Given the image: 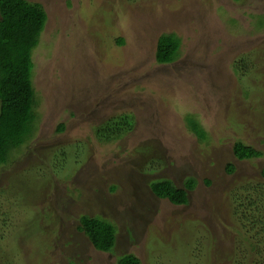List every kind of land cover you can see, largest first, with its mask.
I'll list each match as a JSON object with an SVG mask.
<instances>
[{
  "label": "rangeland",
  "instance_id": "1",
  "mask_svg": "<svg viewBox=\"0 0 264 264\" xmlns=\"http://www.w3.org/2000/svg\"><path fill=\"white\" fill-rule=\"evenodd\" d=\"M28 1L48 15L34 52L38 120L0 172V214L12 217L0 264H117L125 255L142 264H228L221 258L230 254L264 264L247 215L258 217L247 204L264 198L256 190L264 185V0ZM163 34L181 38L172 64L156 61ZM123 113L133 114L134 129L100 142L97 129ZM192 115L206 140L187 123ZM237 141L262 156L238 160ZM189 178L197 186L185 206L150 186L169 179L183 188ZM83 215L115 224L112 252L79 230Z\"/></svg>",
  "mask_w": 264,
  "mask_h": 264
},
{
  "label": "trees",
  "instance_id": "2",
  "mask_svg": "<svg viewBox=\"0 0 264 264\" xmlns=\"http://www.w3.org/2000/svg\"><path fill=\"white\" fill-rule=\"evenodd\" d=\"M233 1L240 2L242 0ZM47 22V12L40 3L28 0H0V172H4L11 167L15 158L22 153L26 144L33 138L37 129L38 115L36 108L38 104L33 82L34 52L40 45ZM117 43L123 46L126 41L123 37H120ZM181 43V38L178 35L163 34L157 41V63L159 65L174 63L180 56ZM250 61H252L250 56L242 61V64L246 63L247 65L245 72H242V77L248 76ZM234 71L239 72L237 66ZM192 117L193 115L186 118L191 130L200 140H206L207 132L204 127L199 120L196 121ZM134 121L133 114H119L97 129V137L102 143L118 141L134 129ZM58 131L63 132L64 125H61ZM233 151L235 157L241 161L262 156L258 149L242 141H237L234 144ZM234 171L235 167L229 164L228 172L234 173ZM261 176L264 180V168ZM150 186L157 198L168 200L175 206H185L189 203V194L195 190L197 181L195 178H189L183 188L176 186L169 179L154 181ZM256 187V190L264 194L263 184L256 183ZM263 194L262 197H264ZM260 195L257 194L258 197ZM228 196L234 203L239 205L240 199L237 194L230 193ZM262 200L260 204L254 200L249 201L247 204L248 209L256 207L259 212L258 217L252 212H247L253 226L248 236L251 244L254 240L256 241L255 245H252L254 246L253 251H256L257 254L259 251L255 249L264 246V198ZM243 207L245 208V205ZM244 210L239 208L237 210L239 212L236 213L246 214ZM11 220V216L3 214V211L1 212L0 242L4 238L2 229L6 227L4 229L6 231ZM79 222V230L84 232L96 250L103 253H110L114 250L117 242V228L114 223L100 217H90L88 215H83ZM257 229L258 232L255 233ZM252 234H254V237ZM222 259H225L228 264H239L237 255L234 254ZM255 261L248 264L260 263L259 261L254 263ZM117 264H142V262L135 255H125L119 257Z\"/></svg>",
  "mask_w": 264,
  "mask_h": 264
}]
</instances>
